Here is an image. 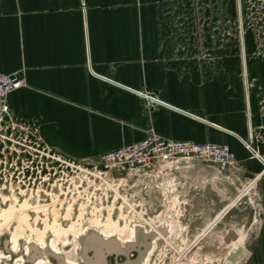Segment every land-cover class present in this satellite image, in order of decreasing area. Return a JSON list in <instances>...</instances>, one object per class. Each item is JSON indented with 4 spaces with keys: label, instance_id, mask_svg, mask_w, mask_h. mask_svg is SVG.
<instances>
[{
    "label": "crops",
    "instance_id": "obj_1",
    "mask_svg": "<svg viewBox=\"0 0 264 264\" xmlns=\"http://www.w3.org/2000/svg\"><path fill=\"white\" fill-rule=\"evenodd\" d=\"M221 23L222 0H0V73L26 81L7 97L8 118L74 159L137 143L150 128L228 145L252 177L263 164L240 142L250 124L242 71L222 70ZM146 95L163 105L148 110ZM249 109L253 126L263 124ZM256 152L264 159L263 144ZM196 165L182 179L189 189L196 170L205 190L211 169L219 173ZM257 189L258 226L242 264H264V175Z\"/></svg>",
    "mask_w": 264,
    "mask_h": 264
},
{
    "label": "rangeland",
    "instance_id": "obj_2",
    "mask_svg": "<svg viewBox=\"0 0 264 264\" xmlns=\"http://www.w3.org/2000/svg\"><path fill=\"white\" fill-rule=\"evenodd\" d=\"M220 25L222 70L242 71L240 81L250 124L247 138L240 142L245 148L247 144L257 150L264 145V123L253 126L249 108L256 107L257 116L264 122V0H222ZM145 97L148 110L163 105L155 98ZM148 132L156 133L153 128ZM231 153L232 160L223 174L210 172L205 190V177L196 170L194 185L187 189L182 179L187 176L185 167L202 164L198 160L173 158L156 161L151 170L139 171L129 178L112 175L98 163L99 156L65 157L44 143L36 129L6 118L0 124V264H34L35 261H28L31 249L26 251L27 236L34 244L35 232L44 233L49 247L54 239L51 229H67L71 224L78 232L61 236L66 240L62 261L49 259L53 264H63L69 255L74 258L73 264H88L87 258L93 262L99 254L89 250L84 258L79 249L84 240L98 236L96 230H89L91 221L104 222L109 213L118 224L135 223L142 228L139 232L153 236L150 249L147 247L138 264H242L244 245L248 247L258 226L257 181L264 175V166L258 174L246 176L242 164ZM224 204V214L221 211L214 218ZM121 214H125V219L119 218ZM209 217L210 221L204 220ZM19 226L25 233L21 248L7 258L11 235ZM231 230H238L236 238H245L239 243L231 242L235 239L225 243L223 237ZM144 241H135L134 249L127 254L130 260L139 257ZM236 250L239 252L230 260V253ZM35 251L41 258L42 249ZM105 251V264H125L124 255L117 256L106 248Z\"/></svg>",
    "mask_w": 264,
    "mask_h": 264
},
{
    "label": "built area",
    "instance_id": "obj_3",
    "mask_svg": "<svg viewBox=\"0 0 264 264\" xmlns=\"http://www.w3.org/2000/svg\"><path fill=\"white\" fill-rule=\"evenodd\" d=\"M25 86L26 81L23 76L0 73V124L9 115L6 102L8 95ZM246 148L264 166V159L257 154L256 150L247 144ZM173 158H182L188 161L195 159L202 164L212 162L217 173L220 174L232 160V153L228 145L174 141L165 139L154 132H148L143 140L103 153L97 160L112 175H123L129 178L139 171L151 170V165L156 161Z\"/></svg>",
    "mask_w": 264,
    "mask_h": 264
},
{
    "label": "bare ground",
    "instance_id": "obj_4",
    "mask_svg": "<svg viewBox=\"0 0 264 264\" xmlns=\"http://www.w3.org/2000/svg\"><path fill=\"white\" fill-rule=\"evenodd\" d=\"M133 209H135V208H133ZM130 210H132V209H130ZM119 218L125 219V214H121ZM149 224H152V223H149ZM89 227H90L89 230H94V231L96 230L98 233V236L97 235L93 236L94 238L100 239L99 237H101V238H105L107 240L110 239V240L116 241V242H117V240H120V242L122 244L129 243V242L131 243L133 241V239H135V237H137V235L139 233V229L141 228L140 225H137L135 223L125 222L124 224L120 225V224H118L117 220L112 218L111 213L108 214V216L106 217L104 222H100L99 220H92ZM166 229H167V226H166ZM89 230H87V231L89 232ZM159 230H161V229L159 228ZM51 231H52L51 234L54 237V239L50 240V242H49L50 246L49 247L46 246V244H45L46 235H44V233L35 232V236H34L35 237V243L34 244L30 243V242H32L30 235L27 236L26 242H28V243L26 244L27 245L26 251H29L30 248H34L35 250L39 249V248L42 249V251H40L42 257L39 258L38 260H36L34 264H53L52 260H50L49 258H53V259H57L58 261H62V258H63L62 255L64 254V251H65L64 245L66 243V240L62 239L61 236L62 235L66 236L67 234H69V232H71L73 235L78 232V230L77 231L74 230V224H71L67 229L63 228L62 226H59L56 229L52 228ZM141 231L143 232V230H141ZM143 233L145 235L150 234V233H146V232H143ZM157 233H159V232H157ZM154 234H155V232H154ZM24 235H25V233L23 232V228H21L20 226L17 228V230L15 232L12 233L10 243H9V249H8L10 255H7V258L11 257L12 254H17L18 249L21 248V244H22L21 242L23 240L22 236H24ZM159 235H160V233H159ZM159 235H157V236H159ZM81 236H83V235H81ZM111 237H113V238L115 237V238L111 239ZM244 238H245L244 236H242V237L237 236V238H235V240H233L231 242L232 243H239ZM157 239H159V237ZM76 241H79V240L77 239ZM149 249H150V247H149ZM71 257L69 255H67V257H65V259L63 261V264H73L74 258L72 259ZM21 261H22V258L18 259V263H20Z\"/></svg>",
    "mask_w": 264,
    "mask_h": 264
},
{
    "label": "water",
    "instance_id": "obj_5",
    "mask_svg": "<svg viewBox=\"0 0 264 264\" xmlns=\"http://www.w3.org/2000/svg\"><path fill=\"white\" fill-rule=\"evenodd\" d=\"M212 174H214V169H211ZM145 239L144 243H143V251L138 252L139 253V257L136 260H130L128 257V252L132 251V249H134V246L136 245V240L137 239ZM137 239L134 242H129V243H125V244H120V242H116V241H103V240H99L97 238H89L86 239L82 242L83 247L80 250V252H82V255L84 256V258H87L86 254L89 250L93 251L96 254L95 258H93V262L87 258L86 261L88 264H105L104 263V256L106 253V250H109L110 252H112L115 255H124L125 256V264H138L139 261L145 256V252L147 247H149L153 236L151 234L149 235H145L143 232H139L137 235ZM235 239L234 233L233 232H229L226 236V238L224 239V241L226 243H228L230 240ZM93 246V248H92ZM31 252L30 255H28V261H36L39 258V252L35 251L34 248H30ZM239 250H236L234 253H230V257H228L230 260H233L234 258V254L238 253ZM48 256V255H47ZM246 257V254H245ZM244 257V259H245ZM100 259V260H99ZM243 259V260H244ZM52 260L54 262H56L55 259L52 258ZM97 261V262H94Z\"/></svg>",
    "mask_w": 264,
    "mask_h": 264
}]
</instances>
